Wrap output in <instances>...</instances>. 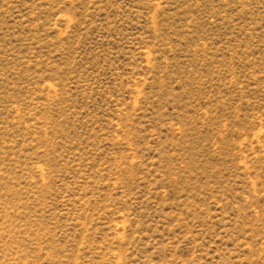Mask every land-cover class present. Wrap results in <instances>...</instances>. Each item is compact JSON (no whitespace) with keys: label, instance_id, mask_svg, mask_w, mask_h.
<instances>
[{"label":"rangeland","instance_id":"obj_1","mask_svg":"<svg viewBox=\"0 0 264 264\" xmlns=\"http://www.w3.org/2000/svg\"><path fill=\"white\" fill-rule=\"evenodd\" d=\"M0 264H264V0H0Z\"/></svg>","mask_w":264,"mask_h":264}]
</instances>
